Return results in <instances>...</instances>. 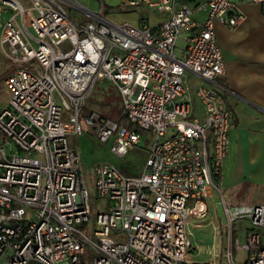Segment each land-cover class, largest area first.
Masks as SVG:
<instances>
[{
	"label": "built area",
	"instance_id": "2783aa9c",
	"mask_svg": "<svg viewBox=\"0 0 264 264\" xmlns=\"http://www.w3.org/2000/svg\"><path fill=\"white\" fill-rule=\"evenodd\" d=\"M243 1L261 4L264 14V0ZM67 4L87 19L73 20ZM139 4L168 16L140 25L113 22L103 8L86 11L77 0H0V49L14 67L4 80L10 100L0 109V264L194 263L189 222L207 216L233 125L216 82L225 60L215 24L232 29L244 16L233 0L128 2ZM206 4L200 23L193 13ZM188 73L213 85L192 90ZM105 78L121 97L128 126L94 109L84 115ZM194 100L203 117L195 116ZM137 128L155 135L138 175L111 161L91 165L89 179L103 202L92 216L82 154L70 137L89 130L101 142L113 139L110 151L123 158L141 140ZM224 208L222 259L238 264L236 246L245 252L242 264H264V204ZM240 219L249 223L241 243L233 232Z\"/></svg>",
	"mask_w": 264,
	"mask_h": 264
},
{
	"label": "crops",
	"instance_id": "0c3cea01",
	"mask_svg": "<svg viewBox=\"0 0 264 264\" xmlns=\"http://www.w3.org/2000/svg\"><path fill=\"white\" fill-rule=\"evenodd\" d=\"M233 1L239 3L244 19L232 29L219 21L215 24L217 43L225 60V76L216 82L225 92L232 111L233 125L229 131L230 147L223 171L216 178V186L210 188L206 201L217 191L222 202L239 209L264 204V14L261 4ZM67 8L73 7L69 4ZM200 12L195 13L198 15ZM6 14L10 13L4 12L3 19ZM76 14H81V17L74 18ZM86 14L77 11L72 18L85 20ZM207 14L208 12L201 19L197 15L193 17L203 23ZM136 24L141 25L143 22L138 20ZM180 42L184 46V42ZM188 74L200 80L198 85H213L193 73ZM193 105L195 116L203 117L201 104L194 100ZM248 227L249 223L245 228ZM244 258L238 264H242Z\"/></svg>",
	"mask_w": 264,
	"mask_h": 264
},
{
	"label": "rangeland",
	"instance_id": "374dc122",
	"mask_svg": "<svg viewBox=\"0 0 264 264\" xmlns=\"http://www.w3.org/2000/svg\"><path fill=\"white\" fill-rule=\"evenodd\" d=\"M199 1L202 4L207 0ZM77 2L83 8L87 10L90 9L93 12H100L103 8L105 10L106 17L113 22L128 21L136 24L139 20L143 23L150 21L151 25H155L167 16L166 12H161L157 8L154 9L147 4L130 6L128 5L129 0H77ZM189 5L192 9L194 8L192 2H189ZM68 10L71 16L74 12H79V10L75 7ZM208 11L209 5L206 4L202 7V10L198 15L193 13V16L197 15V17L201 19ZM8 16L9 14H6V17ZM80 17L81 14H76L74 16V18ZM31 32L36 34L32 27ZM34 45L38 46V42L34 41ZM182 47V42L178 41L175 47L176 54L178 56H182ZM13 68V65L6 56H3L0 49V109L6 107L10 100V90L7 85L4 84V80L5 77L14 70ZM186 79L190 89L192 90L200 84V80L193 75L190 76L188 74ZM83 109L84 115L90 114L94 109L102 113L105 117H109L120 122L121 125H129L126 117L122 115L123 108L121 107V97L117 93L114 85L106 78L102 80L98 79L90 93V96L87 98ZM137 130L142 135L141 140L137 146L130 148L128 154L123 158L117 157L112 151H110L113 139L108 141V143L101 142L98 137L92 134L89 130H85V132L79 136L70 137L72 145L82 154L84 173L90 195L89 204L90 209H92V216H95L97 212L103 210V202L101 198H98L97 195H95V191L89 179L91 165L95 161L99 160L111 161L115 165H118L121 171L125 174L130 176L138 175L145 165L144 162L148 154V148L150 147L155 135L153 129L147 131L137 128ZM208 200L206 201V204H208L207 216L197 220L190 219L189 222V233L191 234V241L195 248L191 252V259L189 262H194V264L207 263L215 258L217 260L219 258L221 264H230L228 261L222 259L221 256L225 251V247H227L228 241V234L225 232V226L228 219L226 218L224 203L217 191L216 194ZM231 209L236 210L234 208ZM247 225V219H240L233 224L234 238L238 237L240 243L245 240V227ZM241 226H243V228H241ZM233 251L234 260H236L237 263L242 261L245 256V252L243 250L239 251L236 246ZM89 259L90 258H88V261ZM84 264L89 263L86 261Z\"/></svg>",
	"mask_w": 264,
	"mask_h": 264
},
{
	"label": "trees",
	"instance_id": "16d2710c",
	"mask_svg": "<svg viewBox=\"0 0 264 264\" xmlns=\"http://www.w3.org/2000/svg\"><path fill=\"white\" fill-rule=\"evenodd\" d=\"M192 245H193V243H192ZM194 264V263H193ZM199 264H201V263H199Z\"/></svg>",
	"mask_w": 264,
	"mask_h": 264
}]
</instances>
